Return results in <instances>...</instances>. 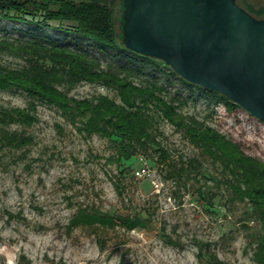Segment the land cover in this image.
Segmentation results:
<instances>
[{"label": "rangeland", "instance_id": "1", "mask_svg": "<svg viewBox=\"0 0 264 264\" xmlns=\"http://www.w3.org/2000/svg\"><path fill=\"white\" fill-rule=\"evenodd\" d=\"M264 6V0H249ZM0 19V39H26L41 32L70 47L90 48L100 65H116L88 40L54 27ZM0 62H22L0 51ZM136 83L157 81L179 111L240 142L245 153L264 159V121L245 110L229 111L204 87H186L162 66L132 76ZM69 96H118L100 83L60 87ZM27 95L0 90V107L25 106ZM35 121L10 129L31 136L22 148L0 149V264H256L259 225L246 200H232L229 174L193 146L182 130L156 113L152 134L169 157L158 160L157 145L138 148L127 161H114L115 138L85 135L49 103L36 101ZM140 156L142 159H140ZM145 166L146 173L136 171ZM187 165V167H186ZM152 180L157 182L154 186ZM79 209L148 218L145 227L77 225Z\"/></svg>", "mask_w": 264, "mask_h": 264}, {"label": "trees", "instance_id": "2", "mask_svg": "<svg viewBox=\"0 0 264 264\" xmlns=\"http://www.w3.org/2000/svg\"><path fill=\"white\" fill-rule=\"evenodd\" d=\"M237 3L253 16L264 17V6H256L249 0H237ZM118 8V0H0L1 20L34 24V31L55 27L57 31L75 34L88 40L100 54H112L117 63L103 68L90 48L70 47L41 32L23 40L0 39V51L22 60L16 66L0 62V90H19L28 97L25 106L0 107V149L22 148L31 142L30 135L9 126L32 125L36 101H42L56 106L85 135L114 137L113 159L117 163L127 161L138 148L148 145H157L158 160L165 162L169 154L152 134L156 113L182 130L193 146L229 174L227 184L232 200H246L251 204L259 225L253 260L264 264V159L245 153L240 142L212 126L195 118L187 119L179 111L184 101L175 103L177 98H164V87L157 81L140 84L132 80V76L147 68L159 71L162 66L184 86L201 87L184 80L162 60L126 49L118 33ZM80 82L112 88L119 100L103 93L92 98H75L60 88H70ZM205 91L215 102H224L229 111L241 109L218 92L206 88ZM148 223V218L109 214L99 209H79L70 222L72 226L120 225L127 230L145 227ZM210 263L221 264L215 257Z\"/></svg>", "mask_w": 264, "mask_h": 264}, {"label": "water", "instance_id": "3", "mask_svg": "<svg viewBox=\"0 0 264 264\" xmlns=\"http://www.w3.org/2000/svg\"><path fill=\"white\" fill-rule=\"evenodd\" d=\"M123 46L264 121V17L237 0H118Z\"/></svg>", "mask_w": 264, "mask_h": 264}, {"label": "built area", "instance_id": "4", "mask_svg": "<svg viewBox=\"0 0 264 264\" xmlns=\"http://www.w3.org/2000/svg\"><path fill=\"white\" fill-rule=\"evenodd\" d=\"M140 159H142V157L140 156ZM136 173L137 174H144V173H146V168H145V166H141L137 171H136ZM152 183H153V185L154 186H157L158 184H157V182H155V180H152ZM8 264H10V263H8Z\"/></svg>", "mask_w": 264, "mask_h": 264}]
</instances>
